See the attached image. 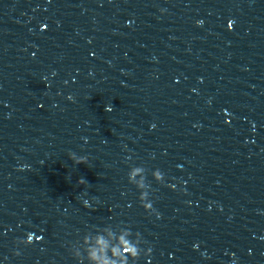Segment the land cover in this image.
Segmentation results:
<instances>
[{
  "label": "clouds",
  "instance_id": "1",
  "mask_svg": "<svg viewBox=\"0 0 264 264\" xmlns=\"http://www.w3.org/2000/svg\"><path fill=\"white\" fill-rule=\"evenodd\" d=\"M202 23V22H201ZM232 27V22L229 23V28ZM70 99L72 97H69ZM110 110V109H107ZM71 158L76 162V163H86V158L85 157H77L75 154H71ZM153 173H159L161 178H157L155 175H152L153 178L157 181L160 182L163 179V174L159 171V170H155L153 171ZM129 178V182L132 183V177L131 175L128 176ZM145 181H146V177H144ZM83 181H81L82 183ZM139 190H140V201H141V205L142 207H144V209L148 212H151L153 210V204L151 203V201L149 199H145V195H144V191L140 188L139 185H135ZM123 231H126L128 233L127 237H124V240L127 244L131 245V250L130 251H126L125 252V256L123 259V264H129V260H138L139 257L141 256V253L144 252L145 255L149 254L151 252V249H148L146 252L145 250H143L142 248H140V244H141V237L139 233L135 234V238L133 239V233L131 232L130 229L128 228H123ZM99 231L97 230V235H99ZM36 240H42V237H35ZM34 240V234L29 233L27 235L26 240L21 241V243H27L30 244L32 243ZM120 238L116 237L114 240V244H113V248H115V245L120 244ZM123 247V246H122ZM19 254V253H16ZM106 257L104 259H102L101 257ZM116 253L113 251L112 252V257H115ZM112 257L108 256V251L105 249H101L100 252H89L87 254V260H88V264H110V260L112 259ZM79 260V259H78ZM116 264H120V262L117 260Z\"/></svg>",
  "mask_w": 264,
  "mask_h": 264
}]
</instances>
